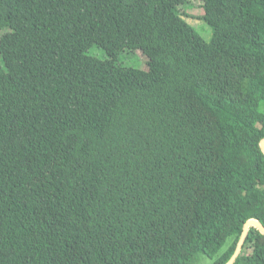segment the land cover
Segmentation results:
<instances>
[{
  "label": "trees",
  "instance_id": "obj_1",
  "mask_svg": "<svg viewBox=\"0 0 264 264\" xmlns=\"http://www.w3.org/2000/svg\"><path fill=\"white\" fill-rule=\"evenodd\" d=\"M196 1L0 0V264H226L264 226V0H199L210 41Z\"/></svg>",
  "mask_w": 264,
  "mask_h": 264
},
{
  "label": "rangeland",
  "instance_id": "obj_2",
  "mask_svg": "<svg viewBox=\"0 0 264 264\" xmlns=\"http://www.w3.org/2000/svg\"><path fill=\"white\" fill-rule=\"evenodd\" d=\"M182 8L186 12L185 18L187 19V21L190 22L207 41H210L213 36V28L209 23H207L203 18L200 17L204 14V9L203 6H201V2L198 0L196 2L182 6ZM88 53L101 59L107 57L105 50L98 45H94L93 47H91ZM157 53V48L153 47H146L144 50H126L120 55L119 61L125 66L147 69L148 58L154 57V55H156ZM62 76L63 75L56 74L54 72L52 74H48V77L50 79H64L65 81L69 82L80 80L78 76ZM46 171L47 169L43 171L36 179V184H40L45 181L47 174ZM212 262L214 261H211V259L208 257H204V259H202V264H212Z\"/></svg>",
  "mask_w": 264,
  "mask_h": 264
},
{
  "label": "water",
  "instance_id": "obj_3",
  "mask_svg": "<svg viewBox=\"0 0 264 264\" xmlns=\"http://www.w3.org/2000/svg\"><path fill=\"white\" fill-rule=\"evenodd\" d=\"M261 148L264 152V140L261 141ZM251 225L258 227L260 229V231L264 233V226L257 219H250L249 221H247L245 223L244 230H243L241 239L238 243V246H237L233 256L231 257V259L226 264H232L233 261L235 260V258L237 257V255H238V253H239V251L243 245V241H244Z\"/></svg>",
  "mask_w": 264,
  "mask_h": 264
}]
</instances>
